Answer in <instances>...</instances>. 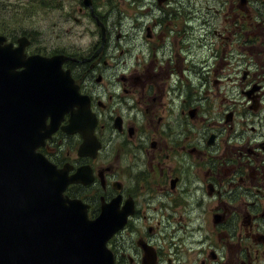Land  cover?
I'll return each instance as SVG.
<instances>
[{"label": "flooded vegetation", "instance_id": "af4514ba", "mask_svg": "<svg viewBox=\"0 0 264 264\" xmlns=\"http://www.w3.org/2000/svg\"><path fill=\"white\" fill-rule=\"evenodd\" d=\"M85 1L96 38L62 63L80 100L36 149L76 175L65 195L123 220L118 264H264V0H112L111 21ZM79 106L86 138L65 129ZM190 224L209 232L181 257Z\"/></svg>", "mask_w": 264, "mask_h": 264}, {"label": "water", "instance_id": "95a60500", "mask_svg": "<svg viewBox=\"0 0 264 264\" xmlns=\"http://www.w3.org/2000/svg\"><path fill=\"white\" fill-rule=\"evenodd\" d=\"M4 41L0 35V264H118L106 242L123 220L107 207L89 220L86 205L63 194L76 175L36 152L80 100L75 87L64 85L65 77L73 82L62 69L66 55L27 56L25 37L16 46ZM79 108L65 129L86 138L93 117ZM47 115L51 121L43 125Z\"/></svg>", "mask_w": 264, "mask_h": 264}, {"label": "rangeland", "instance_id": "374dc122", "mask_svg": "<svg viewBox=\"0 0 264 264\" xmlns=\"http://www.w3.org/2000/svg\"><path fill=\"white\" fill-rule=\"evenodd\" d=\"M81 0H0V34L6 35L7 38L25 37L31 40V50L35 53H40L43 56H52L54 54L70 55V52H79V46H88L96 38L94 36L97 31L93 19L89 15L88 9L79 11ZM93 8L97 13L103 15L104 18L111 21L112 13H114L112 0H94ZM78 18V21L74 19ZM262 35L264 36V28ZM261 36L257 44L262 48L259 56H264V37ZM259 48V49H260ZM67 50V52L65 51ZM37 50V51H33ZM258 54V50L253 51ZM247 65L249 57L246 58ZM255 64H250L249 69L256 70L253 67ZM241 68L235 69L236 78H240ZM238 72V73H237ZM237 73V75H236ZM239 81V80H238ZM232 84V83H231ZM261 113V119H262ZM199 221V219H197ZM143 224L142 228L146 230L147 226ZM180 224H174V231L171 236H177ZM194 224H190L187 232L180 240V251L178 256H188L186 251V241L184 237L190 235L201 236L209 232L208 225H204L197 233L194 232ZM173 228V227H172ZM180 230V228H178ZM184 230V227L181 229ZM192 230V232L190 231ZM163 229L157 231L156 237L161 236ZM164 232L162 235L165 236ZM133 233L124 235L123 244L126 248L131 245V236ZM181 236V235H180ZM185 244V245H184ZM189 247V246H188Z\"/></svg>", "mask_w": 264, "mask_h": 264}]
</instances>
